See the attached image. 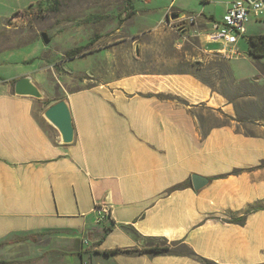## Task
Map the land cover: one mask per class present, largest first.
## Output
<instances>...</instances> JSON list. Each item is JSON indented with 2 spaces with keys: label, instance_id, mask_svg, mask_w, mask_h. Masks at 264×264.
<instances>
[{
  "label": "crops",
  "instance_id": "crops-1",
  "mask_svg": "<svg viewBox=\"0 0 264 264\" xmlns=\"http://www.w3.org/2000/svg\"><path fill=\"white\" fill-rule=\"evenodd\" d=\"M42 1L11 0L5 17ZM132 1L134 10L143 3L154 14L156 69L84 80L50 102L33 70L14 79L31 76L47 100L0 85V263L202 264L194 253L217 264H264V135L234 120L224 125L223 113L234 118L232 106L208 84L221 76L222 45L206 33L237 0ZM178 14L196 20L182 32L164 29L161 22L178 23L171 19ZM135 18L118 30H127L118 44L103 33L105 61L140 60ZM248 25L238 50L264 35L248 33ZM63 99L75 127L68 145L43 115ZM194 176L209 182L196 190ZM101 206L109 214L103 219ZM245 215L243 224L229 222Z\"/></svg>",
  "mask_w": 264,
  "mask_h": 264
},
{
  "label": "rangeland",
  "instance_id": "rangeland-1",
  "mask_svg": "<svg viewBox=\"0 0 264 264\" xmlns=\"http://www.w3.org/2000/svg\"><path fill=\"white\" fill-rule=\"evenodd\" d=\"M12 4L15 5L11 0H0V85L9 83L14 87L15 76L33 70L50 102L58 100L66 92L88 85L84 80L99 82L113 73L119 75L156 69L152 53L157 38L150 33L155 19L143 3V8L134 10L132 0H45L6 18V8ZM123 14L127 18H123ZM135 16L132 30L143 33L139 37L144 51L142 57L132 65L105 61L104 51H98L102 46L103 33L112 35V41L118 44L117 40L127 34L126 28L122 32L118 30L126 20ZM254 18L258 19L251 17ZM248 26V33L264 32V21H253ZM164 29L173 30L169 27ZM43 33L50 37L49 45H45ZM74 47L91 54L70 59L76 50ZM124 47L133 52L132 42L128 41ZM240 47V54L232 59L218 54L222 59L221 76L218 78L217 75V80H210L208 84L232 106L234 118L223 113L224 125L234 120L246 133L264 135V57L250 56L245 41ZM111 56L119 57V53L114 51ZM212 105L218 103L212 102ZM71 262L79 264L77 259ZM97 262L108 264L106 260Z\"/></svg>",
  "mask_w": 264,
  "mask_h": 264
},
{
  "label": "built area",
  "instance_id": "built-area-1",
  "mask_svg": "<svg viewBox=\"0 0 264 264\" xmlns=\"http://www.w3.org/2000/svg\"><path fill=\"white\" fill-rule=\"evenodd\" d=\"M264 17V0L250 2L249 0H237L231 3L228 7L223 19L212 23L211 30L206 33L208 42L221 44L222 48L218 54L226 59L237 57L240 53L237 49V44L242 39L247 31V25L251 17ZM196 17L193 15H184L179 18V22L171 21L169 17L165 18L161 24L169 28H175L182 32L184 26L194 23ZM100 219L104 215L108 216V208L101 206L97 208Z\"/></svg>",
  "mask_w": 264,
  "mask_h": 264
},
{
  "label": "water",
  "instance_id": "water-1",
  "mask_svg": "<svg viewBox=\"0 0 264 264\" xmlns=\"http://www.w3.org/2000/svg\"><path fill=\"white\" fill-rule=\"evenodd\" d=\"M255 2L257 0H249ZM180 14L173 15L171 19L180 18ZM45 45L51 43L48 34H42ZM14 93L18 97H31L38 100H47V95L33 81L32 77L27 75L20 78L14 85ZM45 119L51 123L60 133L62 144H72L75 139V127L73 122L72 111L67 100H60L46 109L44 112ZM208 179L194 176L193 185L196 190L204 188L208 184Z\"/></svg>",
  "mask_w": 264,
  "mask_h": 264
},
{
  "label": "trees",
  "instance_id": "trees-1",
  "mask_svg": "<svg viewBox=\"0 0 264 264\" xmlns=\"http://www.w3.org/2000/svg\"><path fill=\"white\" fill-rule=\"evenodd\" d=\"M250 44H251V48L249 49V55L250 56H252V57H254V58H261V57H264V35H261V36H259V37H256V38H252L251 40H250ZM87 53H84V51L83 50H81V49H76V50H74L73 51V53L69 56V58L70 59H73V58H76V57H78V56H84V55H86ZM19 79H16L15 81H14V85H15V83L18 81ZM238 172V170H236V171H234V173H237ZM189 186H191V182L190 181H188V182H186V183H184L183 185H181L180 186V188H185V187H189ZM246 216L247 215H245L244 217H241V218H239V219H232V220H230L229 222L230 223H237V224H243L245 221H246ZM156 252H161V251H164V250H168V248H158V247H156L155 249H154ZM122 250H120V249H116V250H114V251H105L104 252V254L105 255H111V254H113V253H119V252H121ZM192 254V256L194 257V258H196L200 263H202V264H217V263H215V262H213V261H210V260H207V259H204V258H201V257H199V256H197L196 254H194V253H191ZM0 264H8V263H6V262H1Z\"/></svg>",
  "mask_w": 264,
  "mask_h": 264
},
{
  "label": "bare ground",
  "instance_id": "bare-ground-1",
  "mask_svg": "<svg viewBox=\"0 0 264 264\" xmlns=\"http://www.w3.org/2000/svg\"><path fill=\"white\" fill-rule=\"evenodd\" d=\"M258 18V17H257Z\"/></svg>",
  "mask_w": 264,
  "mask_h": 264
}]
</instances>
